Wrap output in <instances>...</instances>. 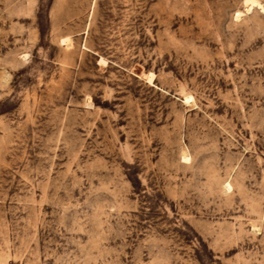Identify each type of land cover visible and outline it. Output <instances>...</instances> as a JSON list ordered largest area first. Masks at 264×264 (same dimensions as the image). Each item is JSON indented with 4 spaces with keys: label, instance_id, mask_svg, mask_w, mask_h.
<instances>
[{
    "label": "rangeland",
    "instance_id": "374dc122",
    "mask_svg": "<svg viewBox=\"0 0 264 264\" xmlns=\"http://www.w3.org/2000/svg\"><path fill=\"white\" fill-rule=\"evenodd\" d=\"M257 1L0 0V264H264Z\"/></svg>",
    "mask_w": 264,
    "mask_h": 264
},
{
    "label": "bare ground",
    "instance_id": "6f19581e",
    "mask_svg": "<svg viewBox=\"0 0 264 264\" xmlns=\"http://www.w3.org/2000/svg\"><path fill=\"white\" fill-rule=\"evenodd\" d=\"M245 1V3L248 5V9H250V8H252L253 6H258V8L260 7V8H262V6H261V4L257 1V0H244ZM248 12V11H247ZM151 78H152V76H151ZM150 78V80H152ZM150 82V81H149ZM188 100V98H185V101H187ZM185 157V156H184ZM187 158V157H186ZM185 159V158H184ZM227 186L229 187L230 185L227 183Z\"/></svg>",
    "mask_w": 264,
    "mask_h": 264
}]
</instances>
